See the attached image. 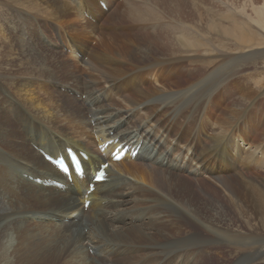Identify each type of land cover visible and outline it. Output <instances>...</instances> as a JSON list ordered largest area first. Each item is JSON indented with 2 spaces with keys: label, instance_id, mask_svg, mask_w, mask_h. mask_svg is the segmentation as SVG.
<instances>
[{
  "label": "bare ground",
  "instance_id": "obj_1",
  "mask_svg": "<svg viewBox=\"0 0 264 264\" xmlns=\"http://www.w3.org/2000/svg\"><path fill=\"white\" fill-rule=\"evenodd\" d=\"M0 1L16 12L0 21L19 34L18 16L31 11L54 45L41 46L50 56L38 42L36 52H22L30 42L12 33L11 48L22 51L0 56L4 133L13 139L0 143V182L7 184L0 186V241L11 234L1 264H25L21 255L36 258L48 248L60 264H207L203 234L224 237L212 226L222 223L224 200L240 206L252 227H264V174L253 168L264 142L222 112L220 95L227 83L241 85L237 97L248 103L264 92V82L252 90L242 78L249 63L241 57L253 53L264 63V7L255 0H122L111 17L97 0ZM99 1L111 8L115 0ZM110 142L104 152L94 149ZM123 142L140 146L136 158L112 161ZM68 147L88 157L83 178L68 180L44 157L66 156ZM105 162L107 180L88 191ZM207 179L213 193L200 187ZM16 197L35 208L13 210ZM21 223L37 229L15 239ZM198 246L195 261L189 252Z\"/></svg>",
  "mask_w": 264,
  "mask_h": 264
},
{
  "label": "rangeland",
  "instance_id": "obj_2",
  "mask_svg": "<svg viewBox=\"0 0 264 264\" xmlns=\"http://www.w3.org/2000/svg\"><path fill=\"white\" fill-rule=\"evenodd\" d=\"M192 1L196 5H199V4L202 5L203 4L202 2L204 0H192ZM205 1H208V3L213 5L212 0H205ZM250 1L251 0H242V2H246V3H249ZM255 1L257 4L256 7L258 8L264 7V0H255ZM101 2L103 1L98 2L97 0L96 5L99 7V4H100L103 7V9L105 10V13H104L105 15L114 17V15L116 14L115 9L117 7V4L119 2L122 3V0H115L114 2H112L113 4L111 8H108L105 2H103L105 3V6H103ZM0 5H1V1H0ZM250 9H251V6L247 7L246 9V11L249 14L252 13V10L250 11ZM13 11H15V8H13L12 11H9V10H6L4 7L0 6V20L7 16L6 13L10 17H12V14L16 13ZM217 14L223 16V14L221 13H217ZM84 15L87 17L88 13L85 12ZM18 20H19V23H21L18 27V31L20 32L19 34L15 32L17 29L15 24H11V23L9 24L7 23L8 21H5V20L4 22L0 21V56L5 57V58H10V57L17 55L20 51H22V49L19 51L18 49L11 48V44L8 38L12 35V33H15L16 35H20V36H25V39L30 42L29 44L26 45L25 49H23L22 52H25V50H28L31 46L34 47L33 52H36V42H38V45H39V46L37 45L38 48L40 47L39 48L40 50H42L43 52L48 54V56H50L51 54L49 52L44 51L41 48V46L43 48L48 47L52 49L54 45H52L50 41H48V38H47L48 34H46L45 31L41 29L42 27L40 25V22L36 20V18L34 17V13L31 11L24 10V12L22 13V17L20 15L18 16ZM13 21L17 23L16 20H13ZM7 24H8V27H7ZM39 26L41 27L40 29H39ZM63 51L68 53L67 47H64ZM184 54H188V53H184ZM184 54H181V55H184ZM241 57L243 60L249 63L246 66L247 69L245 68L244 72H242V78L248 80L247 83L250 84L252 90L254 89V90L260 91L261 83L264 82V67H263L264 63L262 59H251L249 57H254V54L253 53L244 54V52H241ZM188 67H190V65H188ZM0 71L3 72L2 69H0ZM182 78H183V84H184L186 82V79L183 76ZM240 86H237L233 83L232 84L227 83L221 87L222 90H220L221 92L220 91L219 92H220V95L223 96L224 101L226 102V104L224 101L223 103L221 102L223 104L222 112L226 110L229 115H232L233 117H236L239 120L241 119V124L245 126L246 130H248L249 135H251L253 141L254 140L255 142L258 141V143L264 142V92L261 93L257 98H255L254 102L248 103L246 101H243L242 98L237 97V96L242 95L240 91ZM9 94L10 93L8 92V95ZM13 96H16L18 98V96L15 94H13ZM1 102H2V98L0 94V136H1L0 143L7 145L9 143H12L11 141L13 139L10 137H7V135L4 133L6 125L3 122H5L6 120V116H5L6 113H4L3 109L1 108ZM225 105H227L228 108H226ZM94 149L100 150V147L99 146L96 147V145L94 144ZM9 152L12 153L13 155H17L12 150L11 151L9 150ZM101 152H104V151L101 150ZM261 156H264V149L260 150L259 153L255 156V165L253 166V168L257 170L256 172L264 174V161H263L264 157L263 159H260ZM239 169L241 170V172L247 173L246 170H244V168L240 167ZM251 172L256 173L255 171L249 170V173ZM9 179L10 178H8L7 180ZM198 180H202V178H198ZM199 184L201 188H205V189L207 187L210 188L209 191H211V193H213L215 189L212 187L211 181L209 179L205 180V182L199 181ZM1 185L5 186L7 184H5V182L4 183L0 182V186ZM19 192H22V191H19ZM20 201L21 199H18V197H16V200H12L11 205L14 208L13 210L18 212V210H20V208L23 207V205H25L24 209H28V207L31 209L32 207L35 206L33 203L32 205L29 202H27L28 203L27 204L26 202L22 203V201L21 202ZM230 201L231 200H224L222 203V204H225V211L222 212V220H221L222 223L220 224L219 222L214 221L215 222L213 223L214 225L212 224V226L216 227V230L220 231L221 234L224 235V237L221 238L223 241L222 240L220 241L218 237H214L211 234L204 233V232H201V230H198L199 233L201 234L204 233L202 239L206 241L210 239V243H209L210 246L208 248L210 252L208 255L209 259L207 261V264H264V227L263 228L252 227V223L249 220V217L243 212L241 207L239 206L238 208L234 206L233 204H231V202L232 203L234 202L233 201L230 202ZM229 205H231V207ZM17 206L20 208H17ZM206 207L207 206H204V205L202 206V208L204 209H206ZM203 214L205 216L207 215L208 218H210L209 217L210 211L208 212L206 211ZM33 226L34 225L32 224H29V225L24 224V223L19 224L18 229L16 230V233L14 235L15 239L18 238L17 236L18 232H19V237L24 236V234L29 233V231L33 228ZM33 229L36 230L37 228H33ZM195 231L192 230V233ZM250 232L253 233V236H251ZM10 235L11 234H9V238H7L8 237L7 236L3 238L2 241H0V251L2 250V248L7 249L10 246L8 245L11 241ZM177 237L183 239L186 236L184 235L183 232H180L177 234ZM216 238L219 239V242L216 241ZM243 242H245L246 245L251 243L252 246L247 247ZM190 253L195 254L194 256L195 261H197L200 257L201 247L199 246L193 247L190 250L189 254ZM57 255L58 254L52 252V250L48 248V250L38 252L36 255V258L32 257L33 259L32 258L28 259L27 256L23 254L21 255V257H19V260L24 262L25 264H60L61 260L60 258L56 257ZM50 257H52L53 259ZM5 261L10 263L11 260H5Z\"/></svg>",
  "mask_w": 264,
  "mask_h": 264
},
{
  "label": "snow or ice",
  "instance_id": "obj_3",
  "mask_svg": "<svg viewBox=\"0 0 264 264\" xmlns=\"http://www.w3.org/2000/svg\"><path fill=\"white\" fill-rule=\"evenodd\" d=\"M97 178H99V176Z\"/></svg>",
  "mask_w": 264,
  "mask_h": 264
}]
</instances>
